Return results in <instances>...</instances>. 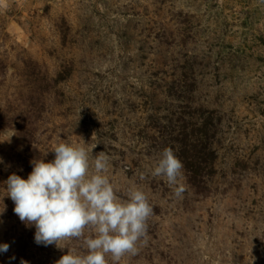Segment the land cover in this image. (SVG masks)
<instances>
[{
    "label": "rangeland",
    "instance_id": "rangeland-1",
    "mask_svg": "<svg viewBox=\"0 0 264 264\" xmlns=\"http://www.w3.org/2000/svg\"><path fill=\"white\" fill-rule=\"evenodd\" d=\"M60 142L148 197L120 264H264V0H0V264L68 252L35 242L4 184ZM164 148L182 197L150 175Z\"/></svg>",
    "mask_w": 264,
    "mask_h": 264
},
{
    "label": "clouds",
    "instance_id": "clouds-1",
    "mask_svg": "<svg viewBox=\"0 0 264 264\" xmlns=\"http://www.w3.org/2000/svg\"><path fill=\"white\" fill-rule=\"evenodd\" d=\"M51 152L54 159L49 162L30 161L27 179L13 173L4 182L14 213L34 225L35 242L68 248L56 264H120L124 257L136 255L153 212L145 192L131 187L126 198L118 197L106 174L108 157L102 151L92 163L83 144L60 142ZM183 167L173 149L164 148L149 171L153 177L165 178L175 196L182 197L186 191ZM71 240L82 241L83 251L61 243ZM8 250V244H0V253Z\"/></svg>",
    "mask_w": 264,
    "mask_h": 264
}]
</instances>
